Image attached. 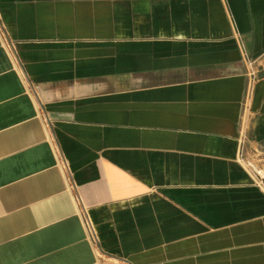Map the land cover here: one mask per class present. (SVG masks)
Masks as SVG:
<instances>
[{"label": "crops", "instance_id": "1", "mask_svg": "<svg viewBox=\"0 0 264 264\" xmlns=\"http://www.w3.org/2000/svg\"><path fill=\"white\" fill-rule=\"evenodd\" d=\"M248 162L264 0H0V264H264Z\"/></svg>", "mask_w": 264, "mask_h": 264}, {"label": "built area", "instance_id": "2", "mask_svg": "<svg viewBox=\"0 0 264 264\" xmlns=\"http://www.w3.org/2000/svg\"><path fill=\"white\" fill-rule=\"evenodd\" d=\"M247 165L250 168L254 182L256 183L258 187H260L262 191H264V166L263 165H253V163H250V162H248ZM84 214H85L84 215L85 222L90 231V234L92 235L94 241H97V236H96L94 226L92 225L85 210H84Z\"/></svg>", "mask_w": 264, "mask_h": 264}]
</instances>
